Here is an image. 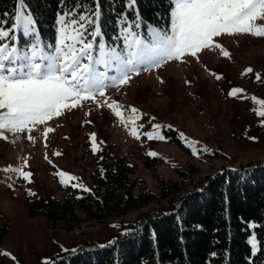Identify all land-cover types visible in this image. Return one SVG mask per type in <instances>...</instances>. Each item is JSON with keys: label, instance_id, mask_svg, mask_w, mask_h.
Instances as JSON below:
<instances>
[{"label": "rangeland", "instance_id": "1", "mask_svg": "<svg viewBox=\"0 0 264 264\" xmlns=\"http://www.w3.org/2000/svg\"><path fill=\"white\" fill-rule=\"evenodd\" d=\"M217 39L231 52L232 59H225L218 52H206L201 55V62L192 58L187 63L171 61L158 70L134 76L130 85L119 91L107 90L113 99L125 106H134L144 114L137 122L145 126L141 132L153 131L150 121L171 125V129L160 130L166 136L164 141H149L143 135L140 140L135 139L108 109L91 104L50 122L56 131L49 134L47 147L39 132L34 133L35 144L23 137L13 142L11 134L8 140H0V169L18 166L21 158L27 157L29 167L25 170L34 174L33 183L28 184L15 174L0 171V219L6 230L0 253L11 254H0V264H43L46 258L51 263L85 243L106 246L139 221L145 212H168V199L161 197L162 191L174 185L185 191L196 190L208 178L226 169L264 162V125L261 123L264 118L254 111L259 106L250 98L227 95L232 87H240L245 90L242 95L264 99V83L255 78V73L264 78V38L245 34ZM248 67L253 73L242 75ZM210 72L222 74L224 79L216 80ZM88 107L92 109L90 115H86ZM152 117L156 119L152 121ZM86 120L92 123L87 124ZM180 132L187 140L180 137ZM91 133L96 134L97 142H104L99 152L92 151ZM191 142L199 143L191 147ZM105 147L112 148L116 158H125L132 166L131 180L138 185L135 194L142 187L159 197V201L105 223L86 222L77 211V222L54 227L42 217L29 214L26 204L33 197L54 198L60 202L69 197L72 187L59 183L58 176L53 174L57 170L79 177L73 183L82 182L92 189L95 161ZM204 147L209 151L193 154ZM55 151L62 155L53 156ZM149 151L158 155L151 157L147 155ZM46 154L55 168L45 159ZM29 188L37 195L30 196Z\"/></svg>", "mask_w": 264, "mask_h": 264}, {"label": "snow or ice", "instance_id": "2", "mask_svg": "<svg viewBox=\"0 0 264 264\" xmlns=\"http://www.w3.org/2000/svg\"><path fill=\"white\" fill-rule=\"evenodd\" d=\"M61 3L65 4V0ZM168 5V24L148 25L145 35L141 31L136 0H126V10L135 12V19L130 21L127 11L120 13L117 35L109 43L101 27L99 0H94V7L78 3L57 13L54 41L46 42L26 0H17L11 24L0 19V24L7 25L0 27V140H8L11 134L13 142L23 137L35 144L37 136L34 133L39 132L47 147L49 134L56 131L50 122L90 104L108 109L137 140L142 135L149 141L166 140L160 130L162 127L171 129V125L162 126L150 121L153 131L141 132L145 126L137 122L144 114L134 106H125L113 99L107 90L119 91L129 86L134 76L158 70L171 61L187 63V59L192 58L201 62V55L206 52H218L230 60L231 52L217 39L225 35L247 34L264 38V0H168ZM249 73H253L251 67L242 75ZM210 74L216 80L224 79L222 74ZM255 78L264 83L260 73H255ZM244 92L240 87H232L227 95L236 99L250 98L259 106L254 109L256 115L264 118V99L242 95ZM91 111L88 107L86 115ZM155 119L151 118L152 121ZM261 123L264 125V120ZM179 135L187 140L183 132ZM89 139L93 153L102 150L104 142H97L95 133H91ZM249 139L256 140V137ZM196 143L199 142H191L190 146L194 147ZM198 151L208 152L209 149L204 147L193 154L197 155ZM52 155L62 153L55 151ZM147 155L155 157L158 153L149 151ZM21 159L20 165H9L0 171L15 174L31 184L34 174L25 170L29 167L28 158ZM45 159L53 164L47 154ZM53 167L56 166L53 164ZM53 174L65 187L91 191L82 182L73 183L80 178L66 171L57 170ZM27 191L30 196L37 195L30 188ZM257 227L255 223L248 224L250 229ZM112 243L115 241L109 242ZM247 243L251 257L264 254V241L258 240L255 231L251 232ZM0 254L11 256L8 252ZM43 264H49V260L46 258Z\"/></svg>", "mask_w": 264, "mask_h": 264}, {"label": "trees", "instance_id": "3", "mask_svg": "<svg viewBox=\"0 0 264 264\" xmlns=\"http://www.w3.org/2000/svg\"><path fill=\"white\" fill-rule=\"evenodd\" d=\"M99 2L102 31L112 43L118 31V15L127 11L126 0ZM16 3L0 0V19L9 25ZM78 3L94 7V0H65V4L61 0H26L42 39L51 42L56 34L57 13ZM136 8L145 35L148 25L168 24V0H136ZM127 15L130 21L135 19V12L127 11ZM95 162L91 191L69 188L65 202L33 197L26 204L29 214L42 217L54 227L77 222V211L86 222L105 223L159 201L142 187L135 194L138 185L131 180L133 168L125 158H116L112 148L103 149ZM161 193L168 199V212L147 211L120 233L115 243L105 247L85 243L49 264H264V254L251 257L247 243L253 231L258 240L264 241V162L226 169L196 190L185 191L174 185ZM249 223L258 227L250 229ZM5 234L0 219V242Z\"/></svg>", "mask_w": 264, "mask_h": 264}]
</instances>
